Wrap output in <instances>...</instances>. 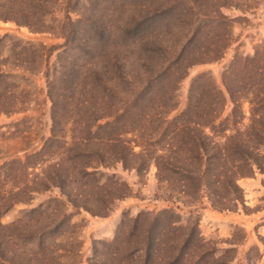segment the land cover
I'll list each match as a JSON object with an SVG mask.
<instances>
[{"label": "rangeland", "instance_id": "obj_1", "mask_svg": "<svg viewBox=\"0 0 264 264\" xmlns=\"http://www.w3.org/2000/svg\"><path fill=\"white\" fill-rule=\"evenodd\" d=\"M3 3L0 1V11L9 13ZM49 10L43 30H37L36 24L26 26L0 18V57L6 60L5 70L11 76L8 82L14 84L18 107L0 112V166L38 151L50 135L48 80L55 82L61 70L77 76L95 71L110 78L105 87L94 91L98 105L103 96L116 107H128L133 95L144 94L140 118L149 113V107L154 108L151 114L157 108L166 112L167 119L179 116L190 101L193 81L203 76L206 86L214 85L222 95L216 106L220 109L218 120L224 121L234 112V101L223 83L224 72L234 64L239 81L247 58L255 57L259 64L264 59V0H56ZM155 10L162 13L154 14ZM138 16L145 27L143 40H135L129 30ZM95 25L103 26L108 41L96 36ZM88 41L91 49L85 47ZM25 45L29 47L24 49ZM103 45L105 50H101ZM154 45L161 49H153ZM181 50L183 59L178 67L173 61ZM34 51L48 55L44 65H18L21 56L34 58ZM15 52L20 54L18 59ZM117 60L124 66L126 79L116 77L113 62ZM105 89H110L111 98ZM240 95L235 91L234 99L241 98L240 111L244 112L243 117L238 116L243 129L251 123L250 106ZM156 123L154 118L146 120L142 134L153 138ZM128 137L133 139L134 135ZM259 152L264 155V145ZM98 171L101 184L118 182L125 194L111 203L105 215L66 205L71 224L57 241L76 244L77 252L61 251L62 264H88L94 247L111 241L123 222L129 223L141 212L166 208L176 212L182 223L196 221L200 237L210 243L216 257L230 259L226 264H264V168L253 166L250 175L237 179L242 195L230 210L215 208L204 195L180 197L157 179L153 164L142 173L120 163L98 167ZM14 172L0 169V189L9 190L16 184ZM54 198L65 200L57 188L31 193L29 202L12 206L0 216V222L27 221L24 214L30 208L52 205ZM17 243L19 250L36 249L33 243Z\"/></svg>", "mask_w": 264, "mask_h": 264}, {"label": "trees", "instance_id": "obj_2", "mask_svg": "<svg viewBox=\"0 0 264 264\" xmlns=\"http://www.w3.org/2000/svg\"><path fill=\"white\" fill-rule=\"evenodd\" d=\"M0 1L10 13L4 12L5 15L0 11V18L26 26L36 24L37 30L45 28V16L49 14L50 5L56 2ZM160 12L155 10L154 14ZM142 23V17L138 16L129 29L135 40L144 39ZM94 32L100 40L108 41L103 26L95 25ZM85 44L90 49L93 47L89 41ZM105 46L101 50H105ZM26 47L29 46L25 45L24 49ZM152 48L161 49L155 45ZM15 54L18 59L19 52ZM182 55L181 50L173 64L179 67ZM20 59L22 63L18 65L21 66L27 62L42 66L48 55L35 52L34 58L24 55ZM5 64V58L0 57V112L9 113L18 107L14 84L8 82L11 76ZM113 65L116 77L126 79L123 64L117 60ZM64 71H59L55 77L58 85H54L53 79L48 80L51 127L42 147L23 159L0 166L1 171H15L13 178L17 179L9 190L0 189V216L17 203L29 202L31 193L51 188H57L65 200L54 198L52 205L46 203L30 208L24 214L29 217L27 221L18 218L10 224L0 222L1 264H62L61 251L76 254V244L57 241L71 224L70 214L64 209L66 205L92 215H105L111 203L125 194L118 182L101 184L98 167L120 163L124 168L142 173L153 164L157 179L170 191L193 199L204 195L212 206L226 210L242 195L237 179L250 175L253 166L264 168V155L259 152L264 145V59L259 64L255 57L247 58L240 69L239 81L234 64L224 72V86L234 101V112L224 121L218 120L220 109L216 106L222 95L214 85L206 86L203 76L193 81L186 109L179 116L167 119L166 112L157 107L155 113L151 114L154 108L149 107V113L139 117L142 93L133 95L128 107H116L103 96L99 97L102 104L98 105L95 99L98 93L94 91L105 87L110 78H102L95 71L78 76ZM88 77L91 80L87 81ZM105 91L109 96L110 89ZM235 91L240 92V97L250 106L251 123L247 128L243 125V129L240 128L239 119L244 112L240 111L241 98L234 99ZM195 94L198 98L193 97ZM151 118L157 121V127L154 137L148 138L142 134V128ZM129 134L134 138L128 137ZM17 241L33 243L36 249L19 250ZM99 243L101 247H94L88 264H226L230 260L225 256L216 257L214 248L200 237L196 221L182 223L180 216L169 208L154 213L141 212L129 223L123 222L111 241Z\"/></svg>", "mask_w": 264, "mask_h": 264}]
</instances>
